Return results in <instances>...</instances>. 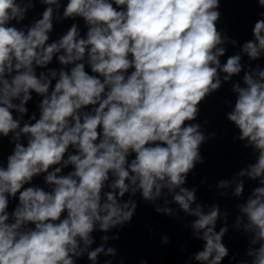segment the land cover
<instances>
[{
  "label": "clouds",
  "instance_id": "obj_1",
  "mask_svg": "<svg viewBox=\"0 0 264 264\" xmlns=\"http://www.w3.org/2000/svg\"><path fill=\"white\" fill-rule=\"evenodd\" d=\"M251 2L241 42L221 0H0V264H125L110 242L137 197L199 242L180 246L185 264H264V0ZM225 85L232 140L254 157L214 185L231 210L185 187L216 136L201 107Z\"/></svg>",
  "mask_w": 264,
  "mask_h": 264
}]
</instances>
